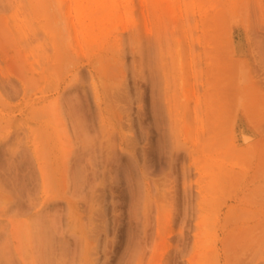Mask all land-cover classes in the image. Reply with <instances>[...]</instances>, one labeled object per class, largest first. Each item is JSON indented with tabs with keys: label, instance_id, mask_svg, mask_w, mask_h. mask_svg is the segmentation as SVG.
Returning <instances> with one entry per match:
<instances>
[{
	"label": "rangeland",
	"instance_id": "1",
	"mask_svg": "<svg viewBox=\"0 0 264 264\" xmlns=\"http://www.w3.org/2000/svg\"><path fill=\"white\" fill-rule=\"evenodd\" d=\"M58 1L0 0V79L3 75L9 76L19 92L7 97L0 86V145L27 117L37 119L36 122L41 117L42 125L47 124L42 128L48 131L45 133L42 129L40 136L35 134L31 139L36 136V143L41 142L36 147L43 151L51 147L49 155H52L51 161L55 159L53 167L56 168L52 170L51 180H57L52 182L53 190L43 191L37 174L34 206L29 210L5 208L2 201L8 202L12 195L5 189L0 192L2 264L8 259H12L13 264H46L38 240L41 225L35 216L40 209L44 210L46 202L60 204L63 198L82 201L81 204L77 202L82 206L77 207L75 215L88 225L85 202L72 196L77 183L73 173L75 157H79L82 175L84 179L87 177L92 188L99 191L113 185L112 173L107 175L108 169L100 179L91 176L94 167L87 159L89 153L85 145L93 137V130L82 122L88 125L93 123L91 117L97 122L99 117L98 113L83 109L86 99L81 89L76 88L74 67L77 62L72 63L76 54L75 40L66 12ZM157 2L154 13H158L159 18L155 19L149 10L151 26L148 30L151 35L159 33L160 38L154 66L160 98L165 99L164 141L160 148L152 147L156 150L151 149L153 158L147 169L141 168L142 144L132 149L131 154L139 159V166L132 164L128 171L133 176L128 181L130 187L126 183L117 185L118 189L114 187L118 195L129 187L132 191L130 207L123 202L121 208L109 213L115 215V224L127 222V225L118 233L111 227L108 232L102 231L98 263L264 264V0ZM134 5L140 30L142 19L138 0H134ZM109 9L98 10L91 4L85 13L90 16L107 14ZM74 14L76 18V11ZM130 23L128 16L117 23L111 31L113 34L103 39L100 50L91 52L93 62L98 55L106 56L103 71L99 78H94L101 90L103 81L108 85L123 79L124 61L112 57L113 38L121 27L129 28ZM102 24L96 28L100 40L102 32L110 30V21ZM130 59L128 54L126 60ZM47 64L51 72L49 80L39 79L46 76ZM57 65H61V69ZM30 79L34 81L27 89L25 84ZM39 86L44 90L42 106L39 105ZM68 86L71 92L61 98ZM101 103L105 110V101ZM128 105L130 109L126 111L121 112L118 106L104 111L106 117L113 118L120 135L131 132L127 113L136 114V103L125 106ZM70 116L81 123L76 121L73 127L74 124L68 122ZM58 117H67L65 122L69 124L62 127ZM44 133H51L50 143L45 139L49 135L45 137ZM119 134L116 133L115 138L118 146L114 144L117 153L110 155L112 159L107 155L108 166L120 164L124 169L130 152L118 144ZM22 143H26V137ZM9 149L11 145H5L6 153ZM108 150L103 149L105 154ZM80 152L84 153V158L78 154ZM53 154L59 157L54 158ZM126 175L128 177L127 172ZM50 196L53 199H49ZM57 214L52 213L53 216ZM61 225L56 224L55 229L64 239L63 257L58 262L75 264L77 246L70 233L72 230L63 232ZM122 233L124 241L114 247L117 254H104V248L111 250L120 238L116 235Z\"/></svg>",
	"mask_w": 264,
	"mask_h": 264
},
{
	"label": "bare ground",
	"instance_id": "2",
	"mask_svg": "<svg viewBox=\"0 0 264 264\" xmlns=\"http://www.w3.org/2000/svg\"><path fill=\"white\" fill-rule=\"evenodd\" d=\"M71 1L73 2V5L71 4ZM58 2L60 8L66 12L68 25L75 40L76 54L74 57L75 61H73L72 63L74 62L77 63L74 67L75 76H76L74 79H76L78 83L76 88L78 89V91L79 88L81 89L82 95L86 99L84 104L81 102V104H83L84 107L81 108L83 109L86 108L87 110L90 109L93 112L98 113V117H99L97 122L95 117L93 118L90 116L93 123H88V125L82 122L83 126L85 127L89 126L93 130V137L87 140L88 145H85L88 146L87 148L85 147L86 149H88L87 152L89 153L88 154L89 158L87 159L90 160V164L92 165V167H94L93 175L91 176H93L95 179L98 178L100 179L105 176L104 175V173H106L105 170L108 169L110 172L107 171V175L109 176L108 173H112L111 176H113V178L112 177L110 178H112L111 182L113 185L109 186V188L107 189H101V190L98 189L99 191H97V188H92V186H90L87 183L88 181H86L87 177L86 179H84L85 176L82 175L83 170L81 168V165L78 164L79 157H75L73 173L74 176L77 177L76 178L77 183H76L75 193H73L72 196L79 197L81 200L85 202L83 203L86 205V208L88 210V216H87L88 225L87 224H86L87 226L84 225V223L80 221L81 219L75 215L77 211V207L82 203V201L79 200L80 201L79 202L73 200L72 198L69 199L63 198L60 204H57L56 202L54 203V201L46 202V207L44 208V210L40 209L35 214L37 221L41 225V228L39 229L38 240L41 242L40 247L42 248V252L44 253L46 264H59L58 259H61L63 257L62 244L64 239L63 236H59L60 234L58 235L56 233L55 229H56V224L61 225L62 222L61 226H63L64 228H62L61 230L63 232L64 231L69 232V230H72V232L70 231V233H72V235L74 236V242L75 245L77 246V249L76 248L74 249L75 254L73 253L74 256L76 257V252H77V259L74 258L75 259L74 263L99 264L98 255L101 248L100 244H101L102 231L108 232L111 227L114 233H118L117 231H120L121 227L123 230L125 225H127V222H122L121 225L119 223L115 224V215L111 216L110 214L115 212L118 208H121V204H123V202L126 203V205H129V203L131 202L130 200H132L130 195L131 190L129 189L130 183H128V181L130 182L133 176L132 173L128 171L129 169L131 171L132 164L135 165L138 164L139 166L138 163L139 159L135 157L134 153L133 156L131 154L132 149H134L138 143L142 144L141 164L143 166L141 168L143 167L146 168L148 166V162L151 161L153 158V156L151 157V149L152 151L154 149L152 147L154 145H156V148L159 146L161 147L164 141L163 136L165 132L162 122H163V115L165 112L163 105L165 103V99L162 101L160 98L159 87L157 86V77H156L157 72L155 73V66H154L156 55L160 50V38H159V33L151 35L150 34L151 32H149L150 30H148L149 26H151L149 24L150 22L149 10H152L153 13L157 12L158 2L157 0H138V3L140 5L141 19H142V27H141L142 32L141 29L139 30V25H138L139 23H137L134 16L135 15L134 0H123V1L59 0ZM121 2L123 5L121 4ZM91 4H95L98 10L99 9L104 10L105 7L110 8L109 12L107 14L103 12L101 14L98 13L90 16L87 13H85V10L89 8ZM74 10L76 11V18L74 17L75 15ZM153 15L155 19L159 18L158 13H154ZM127 16H128V20L131 21V23L129 24L130 27L127 29L125 27L120 28V32L117 33L113 38L115 47H113L114 49L112 50L113 58L121 59L124 61L122 64V66L124 67L123 68L124 70L122 69L123 79L121 81H117L118 84L112 83L113 85L112 84L107 85L103 81L102 84L103 87L101 90L97 85L96 81L94 80V78L96 77L99 78L101 72L103 71L105 67L104 61L106 56L102 57L101 55H98L97 60L93 62L90 58L91 52L94 53V51L96 50L99 51L105 36L108 35L111 36L113 34L111 31L115 28V25L123 21ZM108 21H110V30H105L104 32H102V36L100 40V34L96 32V28L97 26H102L103 25L102 23ZM155 28L158 29V27L156 26ZM58 54L60 55V53ZM128 54H130L131 57L129 62L126 60ZM61 67H62L61 65L58 66V68L60 69ZM39 72H41V65ZM50 73H51L50 66L48 65V69L46 70V76L44 77L40 76L39 79L46 78L47 80H49L48 74L50 75ZM160 79L161 78H158V80ZM31 81L34 80L30 79V81L25 84L27 89L28 87H31V85L33 84V82ZM0 86L2 88L3 93L6 94L7 97L19 93L17 91V84L9 76L3 75V78L0 79ZM71 86H68V89L62 93L61 98H63L67 93L71 92L69 89V87ZM38 88L39 91L41 92L40 95L38 96L39 105L42 106L44 103L42 96L44 90L43 91L41 90V86H39ZM22 89H23V93H25V88L23 87V85H22ZM101 100L102 102L103 100L105 101V106H106L105 110L113 108L114 106H118L121 112L126 111L127 108L130 109V105H128V107L125 106L128 103L129 104H131V102L136 103V110H135L136 114L132 115L131 113H127V115L129 116L128 117L129 130H131L129 135L119 134L118 132L119 130H117V128L115 127V122L113 121V118L108 116L106 117L104 115L105 110L104 107L102 106ZM69 101L70 100L68 99L67 103ZM81 104L79 103V105ZM79 108L80 107H78V109ZM57 109L59 110V108ZM169 109H170L169 106H167L168 113H170ZM34 113L37 115L36 112ZM34 113L32 114L34 115ZM40 118H38V121L36 122L35 120L37 119H33V117L31 116L27 117L26 121H23L20 125H18V127L14 130V132L11 135H7V141L3 143V145H0L1 146L0 168L2 169L1 170L2 172H0V176L2 177L1 179L2 182L4 183L3 189L0 186L1 188L0 192L4 191L5 189L9 194L12 195V198L8 200V202L7 200L5 202L2 201V203H4L5 208L17 209V210L32 209V207L34 206V194L35 191L37 190V185H38L37 183L38 177H39V183L41 184L43 191L46 188L47 189L49 188L47 191H50V189L53 190L52 182L56 180V179L51 180L52 178L51 174L53 172L52 170L53 168L56 169L55 167H53V161L55 160L54 159L55 156L56 158H58L59 156L55 155L57 154V152H54L55 153L53 154L54 160L51 161L52 159L50 158L52 155L51 156L49 155L50 153H52L49 152V149L51 147L47 146L46 151H43L36 147L37 144L40 145L41 142L39 141V143H36L38 142V140H35V137L40 136L42 129L43 132L45 133L48 131L47 129H45V127L42 128L44 125L47 124L43 123L44 125H42L43 121ZM58 118L60 121L59 124L62 125V127L63 124L67 125L68 122L70 124H74L72 125L73 127L74 126L76 127L75 124L77 120H75L71 116L68 118L69 119L68 122H65L67 117L64 118L58 117ZM77 122L81 123V120L80 121L78 120ZM24 124L25 127L23 128ZM49 126L48 128L50 129L51 126L50 127ZM64 131H65V127H64ZM85 132L87 133L88 129H86ZM116 133L119 134L117 136L119 138L118 144H120L123 148L127 149V151L130 152V156L128 155V159L125 164L126 167L125 166H124L125 168L122 167L124 169H121L119 167L120 164L118 166L112 164L111 167H109L110 155L113 156L115 153H117L116 150L114 149V144L116 143V139H115ZM35 134L37 135L35 137H32L31 139V136H34ZM50 135L51 133L45 134V137L48 136L49 139L44 137L46 141L49 143H50L49 140L52 139L50 138ZM25 137H26V143L24 144L22 142H23V138ZM38 139L40 140V138ZM104 139L106 141H104ZM7 144L11 145V149H9V153L5 152V145ZM56 145H58V143ZM122 147L121 150L123 149ZM104 148L109 149L106 152V154L103 151ZM156 148L154 150H156ZM40 151L41 152L43 151L41 155H40ZM158 152L159 151H157L156 155L158 154ZM78 154H81L82 156L84 155V153L82 152ZM107 155H109V157ZM114 161H116V159H114ZM68 162H71V160H68ZM106 163H107L106 165L107 168L105 166ZM125 172H127L128 174V177L126 175L127 178L124 176ZM123 183L129 185V187L126 186L127 191L121 192V194L119 195L116 194L115 193L116 189H114V187H116L117 185L119 186ZM48 198L53 199V197L51 196ZM77 202H79L80 204H78ZM128 207H130V205ZM53 212H58L57 216H53L52 215ZM117 220L119 221V219ZM123 233L116 235L120 238H118L119 240L116 241V244L114 242V246L112 245L111 250H106L104 248V254L107 255L111 252L117 254V251L114 250V247L117 246V244L121 245L122 242L124 241ZM5 252L10 253V251L7 250ZM8 253L7 254L5 253L7 255L6 256L7 258H9ZM5 264H13V260L8 259L6 260Z\"/></svg>",
	"mask_w": 264,
	"mask_h": 264
}]
</instances>
